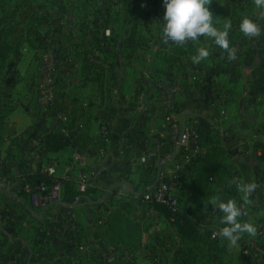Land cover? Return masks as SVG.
Segmentation results:
<instances>
[{"label": "crops", "instance_id": "1", "mask_svg": "<svg viewBox=\"0 0 264 264\" xmlns=\"http://www.w3.org/2000/svg\"><path fill=\"white\" fill-rule=\"evenodd\" d=\"M18 3L21 8L16 4L0 26L10 25L11 36H18L17 49L9 38L11 49L0 75L1 84L11 83L16 101L0 140V264H178L186 252L198 264L248 259L264 264V158L259 147L264 145V34L248 38L239 30L245 17L264 26V18L255 16L261 11L255 0H209L214 25L221 30L232 25V57L206 36L185 42L194 52L185 43H165L162 0ZM235 42L240 45L234 47ZM200 47L210 55L194 64L191 57ZM178 50L184 52L183 68L164 58ZM49 62L54 76L46 94L40 80ZM173 85L179 88L172 95L175 129L163 103L164 89ZM34 103L45 113H29ZM193 119L198 122L196 142L175 140ZM58 121L70 144L51 152L43 139ZM215 145V161L222 166L207 181L204 153ZM185 154L192 159L187 168ZM47 165H54L57 177L74 181L87 169H97L99 176L88 196L70 205L63 203L62 189L52 199L42 193L21 195L19 173ZM173 172L179 182L176 207L198 223V241L181 237L162 215L138 201L145 186L152 188L157 178ZM249 182L258 187L245 199L238 186ZM229 199L241 208V222L257 227L256 236L242 234L235 247L220 234L222 214L211 204ZM119 218L139 232L136 242L122 231ZM205 228L218 231L214 244ZM67 231L81 242L73 246Z\"/></svg>", "mask_w": 264, "mask_h": 264}, {"label": "clouds", "instance_id": "2", "mask_svg": "<svg viewBox=\"0 0 264 264\" xmlns=\"http://www.w3.org/2000/svg\"><path fill=\"white\" fill-rule=\"evenodd\" d=\"M165 11L163 15L162 40L165 43L172 42L183 45L188 40H197L201 37L212 38L215 45L226 50L229 57L234 56L235 49L230 47L229 32L231 23H226L223 29H219L213 23V14L209 9V0H162ZM258 10L255 16L264 18V0H255ZM239 30L245 37H260L264 34V26L252 17L241 20ZM210 52L205 47L197 49L192 56V62L199 64L206 60ZM243 197L247 199L258 187L254 182L244 183L238 186ZM211 204L219 209L222 214L221 223L225 226L221 229V235L231 246L235 247L242 234L256 236L257 227L253 223L241 222L242 210L237 202L229 199L212 201Z\"/></svg>", "mask_w": 264, "mask_h": 264}, {"label": "trees", "instance_id": "3", "mask_svg": "<svg viewBox=\"0 0 264 264\" xmlns=\"http://www.w3.org/2000/svg\"><path fill=\"white\" fill-rule=\"evenodd\" d=\"M13 32V29L10 25H7L5 27L0 28V75L2 74V71L4 70L6 66L7 57L9 54V51L11 49V45L9 42V38L11 37V33ZM134 32L131 34V39L133 37ZM236 45V46H235ZM240 45L237 42L233 43L234 47H237ZM185 46L189 48L190 52H194L192 47L185 43ZM184 55V52L182 50H178L175 55L171 56H165V60L173 62L177 65H179L181 68H183L182 64V56ZM232 75V70H231ZM6 122V117L2 114L0 111V140L2 136V131L4 128ZM64 125L58 121L56 125L51 128L45 138L43 139L45 147L48 151L51 152H57L64 147L68 146L70 144V139L68 136L64 134ZM259 147L261 148L263 152L262 158H264V145L259 144ZM219 153V150L216 148V145L211 147L210 149H206L205 155H204V163H205V176L206 180H214L215 178V172L216 167L220 166L221 163L217 160L215 161L216 155ZM222 166V165H221ZM23 178V189L21 191V195L28 196L29 193L25 191V187H29L32 190L35 189L38 185L45 184L50 185L54 181H57L61 185L62 189V201L63 203L70 205L72 204L76 197L79 196H88L87 190L81 192L76 187V182L70 178V177H57V176H51L47 173H44L42 171H34L31 172L29 170H23L21 173H19ZM155 178L150 183H154ZM151 188H147V186L144 187L142 191H150ZM45 194V191L42 193ZM148 207L153 209L154 211L158 212L160 215L164 217L165 220L169 221L175 228L177 233L189 241H198L199 237L201 236L199 233L198 223L192 219L184 210L178 209L177 207L169 206L165 203L153 201L149 204H147ZM204 232L207 236L210 238V243L214 244L218 238V231L217 230H211L209 228H205ZM213 232H216V235L214 238L211 237V234ZM70 243L73 246L78 245L81 242L80 236H78L76 233L68 232L66 233ZM246 242L242 241V250L244 251L246 249ZM178 264H198L195 261V257L191 256V252H186L180 262Z\"/></svg>", "mask_w": 264, "mask_h": 264}, {"label": "built area", "instance_id": "4", "mask_svg": "<svg viewBox=\"0 0 264 264\" xmlns=\"http://www.w3.org/2000/svg\"><path fill=\"white\" fill-rule=\"evenodd\" d=\"M53 76H54V65L49 62L45 66L42 77V83L40 84L46 94H49V91L51 90V85L53 83ZM176 91H179V88L176 85L166 87L163 91V103L168 112L167 113L168 119L172 120L171 127H173L174 129L177 127L176 126L177 124L173 121L174 101L172 95ZM66 119L67 117L63 115L62 121H66ZM197 126H198V122L196 119L184 123L180 133L178 134L176 133L178 136L177 135L174 136L175 140L179 138L181 142L184 141H186L187 143L196 142V139L198 137ZM101 130L104 134L108 131L106 124L103 123ZM183 159H184V166L187 168L192 163V159L188 154H185ZM41 171L47 173L48 175L56 176V169L54 165H47ZM98 176H99V171L94 168L82 171L78 175L77 180L75 181L77 189L81 192L87 190L88 188L91 187L93 179ZM18 179L23 185L24 178L21 175H19ZM9 184L10 182L7 181V185ZM178 189H179L178 175L173 172L166 179L158 180L157 183L153 185L150 191L139 192L138 199L146 205L153 201H158L165 203L169 206L176 207L175 193L177 192ZM25 191L32 196L37 195L39 193H43L45 191V196L48 199H52L60 194L61 185L57 181H54L50 185H45V184L38 185L37 187H35L34 190H32L29 187H25ZM215 235L216 232H213L211 234V237L214 238Z\"/></svg>", "mask_w": 264, "mask_h": 264}, {"label": "rangeland", "instance_id": "5", "mask_svg": "<svg viewBox=\"0 0 264 264\" xmlns=\"http://www.w3.org/2000/svg\"><path fill=\"white\" fill-rule=\"evenodd\" d=\"M16 4H17L18 8H21V4L18 3V0H0V26H1V22L3 21L1 19H7L6 15H8V13H11L15 9ZM17 37L18 36L16 33H14L11 36V42H12V45L14 46V48H16V46L18 45V42H17L18 38ZM18 53H20V52L18 51ZM16 58H17V52L14 51L12 59H16ZM45 66H44V69H45ZM43 73H44V71L41 73V79L43 77ZM14 79H16V78H14ZM10 80L11 79H9L8 81H10ZM8 83H9V85H7V82H5V81L3 82V84L0 83V111L6 117V119H7V114L13 113V111L15 110V106H16V101H15L13 93H12V88L10 87L11 83L10 82H8ZM41 83H42V80H40V84ZM40 89L43 90L42 87H40ZM46 101L47 100H44L43 103ZM40 106L41 105H38V104L36 105L34 103V110H33L34 112L31 111L29 113H45L40 108ZM5 124H6V122H5ZM4 127H5V125H4ZM183 197L185 199V196H183ZM138 201H139V199H138ZM182 202H183V200H181V205L183 204ZM190 204H191L190 208L192 209L193 204L192 203H190ZM116 221L122 223V228H121L122 231L125 232L131 239H133L132 241L136 242L137 238L139 236V232L133 227V224H131L127 220H124L123 218H121V219L119 218ZM248 258H249V255L246 259H248ZM239 263L240 264H262L258 261L254 262V261H252V259H248L247 261L245 260V262L239 261ZM150 264H157V262L151 261ZM208 264H220V263H219V261H213V262H208ZM226 264H229V262H226Z\"/></svg>", "mask_w": 264, "mask_h": 264}, {"label": "water", "instance_id": "6", "mask_svg": "<svg viewBox=\"0 0 264 264\" xmlns=\"http://www.w3.org/2000/svg\"><path fill=\"white\" fill-rule=\"evenodd\" d=\"M157 181H158V178H157V180H156V182H155V183H157Z\"/></svg>", "mask_w": 264, "mask_h": 264}]
</instances>
